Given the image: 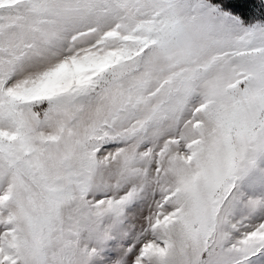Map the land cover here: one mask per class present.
Instances as JSON below:
<instances>
[{"label": "snow or ice", "instance_id": "1", "mask_svg": "<svg viewBox=\"0 0 264 264\" xmlns=\"http://www.w3.org/2000/svg\"><path fill=\"white\" fill-rule=\"evenodd\" d=\"M0 264H264V0H0Z\"/></svg>", "mask_w": 264, "mask_h": 264}]
</instances>
